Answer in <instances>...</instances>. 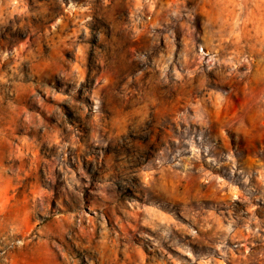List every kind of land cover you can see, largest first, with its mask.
Returning a JSON list of instances; mask_svg holds the SVG:
<instances>
[{
  "label": "clouds",
  "instance_id": "9594fccd",
  "mask_svg": "<svg viewBox=\"0 0 264 264\" xmlns=\"http://www.w3.org/2000/svg\"><path fill=\"white\" fill-rule=\"evenodd\" d=\"M218 5L0 0V264H167L169 232L141 214L180 218L169 130L264 149V37L227 52ZM229 5L264 20V0Z\"/></svg>",
  "mask_w": 264,
  "mask_h": 264
},
{
  "label": "rangeland",
  "instance_id": "374dc122",
  "mask_svg": "<svg viewBox=\"0 0 264 264\" xmlns=\"http://www.w3.org/2000/svg\"><path fill=\"white\" fill-rule=\"evenodd\" d=\"M164 2L156 0L155 10L145 11L155 17ZM160 15L165 17L166 13ZM215 15L220 37L228 45L227 52L235 46L229 36L240 45L259 47L257 42L264 37V20H245L232 11L229 0H219ZM245 25L255 40L245 41L240 31ZM217 29L210 34L213 44L219 43ZM156 31L159 33L160 29ZM196 44L195 54H205L207 59L209 49L204 42L197 40ZM247 51L249 47L245 46ZM187 56L191 59L193 53L188 52ZM193 115L189 109V116ZM199 128L198 124L181 123L168 132L165 167L170 166L172 173L182 177L174 196V203L181 207L180 218L155 208L141 215L147 220L156 217L153 222L159 232H169L171 250L165 248L164 256L167 264H264V149L242 146L238 150L231 138H222V148L214 153L197 135ZM29 230H33L31 226ZM184 249L191 255H185Z\"/></svg>",
  "mask_w": 264,
  "mask_h": 264
},
{
  "label": "bare ground",
  "instance_id": "6f19581e",
  "mask_svg": "<svg viewBox=\"0 0 264 264\" xmlns=\"http://www.w3.org/2000/svg\"><path fill=\"white\" fill-rule=\"evenodd\" d=\"M255 255H257V254H255ZM251 256V255H250ZM252 256H254V252L252 253Z\"/></svg>",
  "mask_w": 264,
  "mask_h": 264
}]
</instances>
